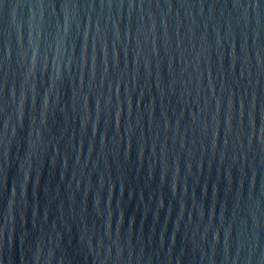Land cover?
Segmentation results:
<instances>
[{"label":"water","instance_id":"water-1","mask_svg":"<svg viewBox=\"0 0 264 264\" xmlns=\"http://www.w3.org/2000/svg\"><path fill=\"white\" fill-rule=\"evenodd\" d=\"M0 264H264V0H0Z\"/></svg>","mask_w":264,"mask_h":264}]
</instances>
